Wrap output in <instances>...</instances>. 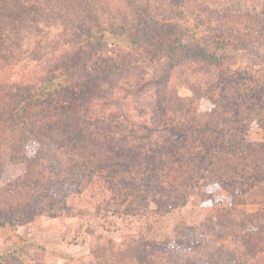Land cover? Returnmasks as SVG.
I'll list each match as a JSON object with an SVG mask.
<instances>
[{"label":"rangeland","instance_id":"rangeland-1","mask_svg":"<svg viewBox=\"0 0 264 264\" xmlns=\"http://www.w3.org/2000/svg\"><path fill=\"white\" fill-rule=\"evenodd\" d=\"M135 1L151 4L152 14L156 12L160 23L170 27L157 38L151 60L146 55L151 52L132 50L136 47L133 33H127L130 26L125 17L137 20L133 18L138 13ZM103 11L114 18L102 17V25L108 23L118 34L106 35L102 44L96 38L89 45L76 31L85 21L95 27L93 22ZM120 25L125 28L119 29ZM186 29H194L195 37L184 36ZM186 38L192 44L173 52L177 41ZM201 41L210 48L211 53H205L208 56L196 54L204 52L199 50ZM103 50L113 58L109 65L115 74L111 83L94 85L93 106L107 111L111 120L129 118L143 127L147 145L139 157L145 161L135 165L147 168L144 154H152L158 141L168 143L161 137L171 135L169 127L182 129L172 138L177 143V163L167 166L170 158L165 155L166 166L159 174L163 181L179 187V192L167 184V192L146 193L147 186L139 176L137 193L145 192L144 200L117 197L104 211L105 219L119 217L121 221L125 217L121 225L132 231L145 224V218L161 219V229L175 234L167 235L168 239L175 246L182 242L174 256L197 257L191 259L196 264H257L247 240L262 247L264 239L252 235L253 239L246 236L242 241L241 232L246 228L241 223L247 214L258 215L264 222V0H0L1 79L7 76L24 82L35 71L43 77L55 68L64 73L62 59L81 51L83 63L93 53L95 62L90 60L88 65L96 69L105 66L96 55ZM126 50L133 54L127 55ZM117 54L121 58L114 64ZM199 95L205 96L200 99ZM222 143L232 147L231 151L206 149ZM27 167H5L1 183L24 180L32 185L38 178ZM99 186L103 185L97 190ZM76 194L70 196L73 201H89ZM155 197L169 201L158 206ZM16 207L24 209L0 199V213ZM19 223L14 237L0 234V255L32 244L35 255L27 264H83L95 241L85 230L91 225L87 217L67 216L59 208ZM255 225L248 224V230L258 227L262 234L259 224ZM122 232L113 235L120 238ZM104 233L97 228L98 236ZM159 235L160 231H154L156 240L162 241Z\"/></svg>","mask_w":264,"mask_h":264},{"label":"trees","instance_id":"trees-1","mask_svg":"<svg viewBox=\"0 0 264 264\" xmlns=\"http://www.w3.org/2000/svg\"><path fill=\"white\" fill-rule=\"evenodd\" d=\"M134 6L138 13H134L133 18L137 20L131 21L128 16L125 17L126 26L131 27L127 29V33L130 31L133 33L131 39L136 44L132 50L141 48L149 53L156 47L157 38L169 31L170 27L160 23L156 12L152 14L151 4L145 6L142 2L135 1ZM109 15L106 11L100 13L93 22L95 27L85 21L80 24L76 34L78 33L89 45L96 38L102 44L106 35L118 34L111 31L108 23L102 25V17H112ZM120 26L122 27H118L119 29L125 28V25ZM228 30L232 31L233 28L229 27ZM183 35L195 37L196 32L194 29H186ZM191 44L187 38L180 39L173 52L187 49ZM198 46H201L199 50L204 52L196 54L208 56L205 53H209L210 48L204 47L202 41ZM82 52L67 55L66 63L62 59L64 73H57L59 69L55 68L50 69V73L42 77L40 72L35 71L24 82L18 79L11 80L7 76L4 79L0 78V199L10 204L24 206V209L16 207L12 212L0 213V226L10 225L16 229L23 218H32L42 211L53 212L59 208V211L67 216L87 217L91 222L85 230L95 241L83 259V264H196L191 261L194 259L191 255L174 256L179 254L178 243L182 242L178 241L175 246L168 239L167 235H171L161 229V219L145 218L146 223L133 231L132 227L121 225V222H125V217L121 221L118 220L119 217L114 221L105 219L104 211L117 197H123L127 201L144 200L145 192L137 193L141 188L140 184L137 185L139 176L147 186L146 193L153 190L167 192L169 190L167 184L179 192V187L163 181L159 174L166 166L165 155L170 158L167 166L177 163L174 150L177 143L172 141V138L182 129L169 127L171 135L164 134L161 137L168 143L160 145V141L156 142L152 154H144V158L148 160V167L138 168L135 164L143 165L142 162L145 160L139 155H142L147 145L144 143L143 127L137 126L136 121L131 123L132 120L128 121L129 118L118 117L116 120L113 118L112 120H115L113 122L110 116H106L107 111L103 112L93 106L92 96L96 93L94 85L112 82L111 77L115 72L109 62L113 58L104 50L98 51L96 55L101 57V62H105V66L92 69L88 62L90 60L95 62L93 53H90L88 55L90 58L83 63ZM126 53L132 55L128 54V50ZM154 54L155 52L146 54L150 56L146 58L149 57L151 60ZM127 55L123 59H126ZM120 58L118 55L114 64ZM3 74L6 75L5 72ZM100 84L99 88L102 87ZM199 96L201 99L205 95ZM224 146L223 143L212 144L206 149L216 153L231 151L232 147ZM15 164L28 166L29 173L33 169L38 179H34L32 185L24 180L1 183V171ZM98 185L103 186H99L97 190ZM75 193L81 197L85 195L89 201L86 204L81 200L73 201L70 196ZM153 200L158 206L169 201L156 197ZM170 206L168 205L169 208ZM170 212L172 213L167 209V213ZM210 221L211 219L207 223ZM255 223L259 224L262 234L257 232L258 227L252 226L253 229L248 230V224ZM241 225L246 228L241 232L242 241L246 236L252 238V235L264 239V222L261 223L258 215L247 214ZM98 227L109 234L98 236L96 234ZM119 230L123 232L120 238H116L113 232ZM154 231H160L162 241L156 240ZM174 236L175 234L171 237ZM182 240L186 239L182 236ZM247 241V249L252 251L257 264H264L261 260L264 245L261 247L260 244H252L251 240ZM30 246L24 245L12 253L0 255V264H27L28 260L32 262L35 253L31 252ZM184 257H187L186 261Z\"/></svg>","mask_w":264,"mask_h":264},{"label":"crops","instance_id":"crops-1","mask_svg":"<svg viewBox=\"0 0 264 264\" xmlns=\"http://www.w3.org/2000/svg\"><path fill=\"white\" fill-rule=\"evenodd\" d=\"M13 230H11V228H9L7 226L6 227L5 226L4 227H0V234L2 232L5 233V235L3 234L4 238H8L9 236L14 237L15 232H17V230L16 229H13Z\"/></svg>","mask_w":264,"mask_h":264}]
</instances>
